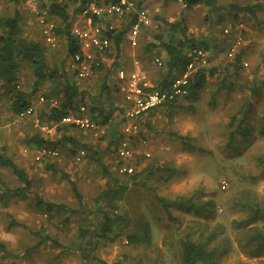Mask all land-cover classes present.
Segmentation results:
<instances>
[{
    "label": "rangeland",
    "instance_id": "obj_1",
    "mask_svg": "<svg viewBox=\"0 0 264 264\" xmlns=\"http://www.w3.org/2000/svg\"><path fill=\"white\" fill-rule=\"evenodd\" d=\"M40 1L50 5L58 0ZM138 1L163 26L158 29L163 37L180 35L171 30V24L182 21L191 38L211 44L208 55L212 64H221L222 68L208 78L196 101L180 98L175 108L164 106L145 116L141 133L134 140L139 174L131 180L116 170L119 160L114 147L122 130L123 112L119 110L124 103L116 72L120 68L131 70L134 60L141 62L139 55L144 57L148 52L139 47L140 43L153 41L157 30H143L137 47L126 39L115 67L113 47L111 55L104 57L102 72L81 81V90L87 91L83 103L90 109L114 112L104 134L72 126L67 131L57 128L53 139L68 135L79 145L63 141L52 169L48 167L51 162L35 159L40 149L29 143L37 133L48 136L35 128L33 118L16 117L10 107V94L14 90L32 94L36 115L42 119L50 105L42 102L41 96L59 98L65 81L37 84L31 65L19 59L15 86L0 79V155L13 159L28 172L33 190L25 197L7 194V190L23 184L10 169L0 165V195L4 196L0 199V243L6 247V251H0V264H182V242L187 238L197 243L212 238L208 246L216 256L206 264L264 263V256L251 257L244 251L249 227L238 225L250 215L248 202H257L264 209V0H218L225 6L250 4L254 11L251 14L230 8L211 9L203 4L187 8L180 0ZM19 10L22 35L39 41L48 64L76 81L66 38L58 35V47L48 46L24 0L17 4L0 0V16H13ZM81 19L77 14L75 22ZM113 22L117 27L124 24ZM236 22H243L245 27V55L239 75L232 68L229 72L223 70L231 65L226 52L239 34L233 28L237 25L232 27L234 35L228 37L225 28ZM159 51L155 49L146 56L149 77L155 82L167 73L165 67L154 64L157 56L165 59ZM234 130L243 133L230 143ZM82 149L87 155L77 161L73 151ZM93 153L99 155L101 163L91 157ZM73 183L83 195V207ZM36 195L65 204L68 210L49 215L36 206ZM173 201L194 204L197 209L177 207ZM103 211L121 219L106 237H99L94 230L100 226ZM13 219L20 225L9 227ZM257 224L263 228L264 219ZM45 237L47 240L42 241Z\"/></svg>",
    "mask_w": 264,
    "mask_h": 264
},
{
    "label": "trees",
    "instance_id": "obj_2",
    "mask_svg": "<svg viewBox=\"0 0 264 264\" xmlns=\"http://www.w3.org/2000/svg\"><path fill=\"white\" fill-rule=\"evenodd\" d=\"M16 4L19 3V0H11ZM92 1H102V0H58L50 5L42 4L45 7L52 17L59 20L60 25L56 28V34L60 37L66 38L67 41V49H68V57H73L80 51V47L77 43L73 35V27L75 24V19L77 14H81L84 8L88 3ZM187 8H192L197 5H206L211 9H222V8H230L234 12H243V13H254L250 4H245L244 6L228 4L227 6L220 4L218 0H182ZM139 5L145 6L143 3H139ZM28 9V8H27ZM29 10V9H28ZM30 11V10H29ZM32 12L30 11V14ZM237 17V16H236ZM134 22H126L124 23L113 35L111 33H107L114 40V45L116 49V56L114 58L113 67L117 66L120 56H121V45L122 43L128 39V32ZM239 22L234 24H230V27L237 25ZM22 15L20 10L16 11L13 16H0V29L2 30V34L0 35V79L7 81L9 86L14 85L17 80L18 73V60L22 59L25 63L31 65L33 69V73L37 79V84L42 83L46 80H57L64 79L65 83L62 87V95L55 99L53 97H45V103L50 105V109L44 113L43 121L48 122L50 124H56L61 121V119L67 115L68 113L75 111L81 103L84 102L83 96L86 97L87 91L81 90L80 83L82 80L78 79L75 74L76 81H71L68 78V75L60 70V68L51 66L48 64L46 60V53L44 46L34 39L25 37L22 35ZM158 27H151L155 31L157 30V34L154 35L153 41L146 42L145 44H141L139 47L143 46V51L148 52L144 53V57L140 54L139 59L143 61L149 53L155 49H160V53H163L165 56L164 65L159 68H166V75L163 79H159L157 83L161 86H166V84L171 81L175 76L182 73L188 66L189 62L192 60L190 55L191 50L195 48H202L209 53L212 48L211 44L207 41H198L194 38H191L188 34V27L182 21H176L171 24V30L177 32L179 31L180 35H171L168 39L163 37ZM147 28V29H151ZM145 29V30H147ZM224 32V29H223ZM219 39V38H218ZM216 39V46L219 45L220 39ZM142 51V54H143ZM245 50L242 49L241 52L235 57L234 60H231V65H227L223 68L225 72H229V69L232 70L239 75L243 70V58L245 55ZM111 54L106 55L110 56ZM211 61V65L206 68L199 69L194 76L190 80L189 84V93L184 97L187 101H196L199 97V94L203 91L207 84V80L211 76H215L217 71L221 66V64L215 66L212 64V58L209 56ZM156 66V65H155ZM158 67V66H157ZM103 64L100 66V70L102 71ZM117 73V72H116ZM15 86V85H14ZM13 86V87H14ZM15 88V87H14ZM105 88L108 90V87L105 85ZM11 107L12 111L15 115L19 114L23 110L28 107L33 106L32 104V94L27 91L14 90L11 91ZM81 103H78V100ZM52 100L56 102V104L52 103ZM181 99H176L173 102L167 103L166 106L170 108H175L178 101ZM85 104V103H83ZM164 107V106H163ZM90 108V107H89ZM161 108V107H159ZM156 108L155 110L159 109ZM152 110V111H155ZM119 111L123 112V108H120ZM151 111V112H152ZM90 112L93 114L94 119L101 120L102 124H106L109 119L113 115V110L105 111L104 109L96 110L95 108L90 109ZM150 113V112H149ZM148 113V114H149ZM70 125L59 124L58 129L62 131H67ZM73 127V126H72ZM39 130V129H38ZM246 131V129H244ZM241 132V131H240ZM237 130L231 132L230 135V143L234 142L237 139V135L240 134ZM243 133V132H241ZM178 137H182L177 135ZM120 134L116 137L115 140H118ZM63 141L70 142L78 146L79 144L73 139V137L64 135L61 139L55 140L52 137H44L40 133H37L35 136H32L29 139V143L35 149H41L43 147H49L53 149H57L63 143ZM116 142V141H115ZM84 149H88L87 146H84ZM79 151V150H78ZM77 151V152H78ZM76 151L73 153H77ZM95 161H100L99 155L93 153L91 156ZM57 157L47 159L48 162H51V165L48 166L52 169V163L55 162ZM262 163L264 164V157L261 158ZM119 164L116 166L117 173L124 174L129 176V179L136 180L138 177V170L134 173H120ZM0 165L8 168L12 171V173L17 177L18 181H20L23 186L7 190V194L18 197H25V195L29 194L33 190V182L29 177L28 172L19 167L15 161L5 155H0ZM138 168V163H137ZM55 169V168H54ZM141 172V171H140ZM73 191L75 196L81 207L84 206L83 203V195L77 188L75 183L72 184ZM126 188L123 186L122 189ZM4 197L3 194L0 195V199ZM5 199V198H4ZM35 204L39 208H43L45 213L52 215L53 213H62L67 211L68 208L65 204L62 203H54L51 201L45 200L40 195L35 196ZM173 205L177 207H188L193 209H197L194 204H186L184 202L178 203V201H173ZM117 207V206H115ZM114 207V208H115ZM248 208L250 210V215L247 219L238 222V225H247L248 224V240L246 242V248H243L244 251L251 257H262L264 256V227H260L257 223L259 219H264V209L260 208V205L257 202L250 201L248 202ZM75 213L74 210H72ZM120 217H112L110 213L107 211H103V217L100 221V226L95 228V233L99 237H106L112 230L114 225L120 220ZM15 225H20L16 219H13L9 224V227H13ZM252 225V226H251ZM47 238H42V241H46ZM212 238L208 239L204 242H195L190 238L183 240L182 242V264H206L213 260L216 256V251L209 249V243ZM42 241L40 243H42ZM38 244L35 248L39 247ZM0 251H6V247L4 244L0 243ZM7 257V256H5ZM264 264V263H263Z\"/></svg>",
    "mask_w": 264,
    "mask_h": 264
},
{
    "label": "built area",
    "instance_id": "obj_3",
    "mask_svg": "<svg viewBox=\"0 0 264 264\" xmlns=\"http://www.w3.org/2000/svg\"><path fill=\"white\" fill-rule=\"evenodd\" d=\"M24 2L35 16L45 43L54 49L57 48L59 38L56 34L58 26L56 18L52 17L49 11L42 6L40 0H24ZM139 3L138 0H102L87 4L80 14L83 23L75 22L73 27V35L80 47V51L72 57V67L78 79L86 81L96 76L101 71L100 66L104 63V57L112 53L113 47H115L114 40L107 33L112 32L111 34L114 35L120 28L114 24V20L124 23L134 22L128 32V39L133 47L139 45V38L143 30L159 26L150 10ZM233 28H236L239 34H236L235 40L227 49L226 56L230 60H234L244 48L243 31H245V27L243 22H239ZM233 28H225L227 37L234 35ZM190 55L192 60L187 68L164 87L142 71L139 60H134L131 70L118 69L116 73L117 87L123 96L124 103L121 115L122 130L120 137L115 142L114 152L120 162V173L137 171L138 152L134 140L141 133L145 116L156 108L166 106L167 103L176 99L184 98L189 93L190 80L194 74L199 69L211 65L209 55L202 48L191 50ZM154 64L162 67L164 60L157 56L154 58ZM244 64L248 66L247 62ZM40 99L42 102L46 101L44 96H41ZM52 103L56 104L53 100ZM16 117L19 120L33 118L35 128L48 137L53 136L59 124L92 131L95 135L104 134L108 125L94 119L86 104H80L75 111L65 115L56 124H50L38 117L34 106L23 110ZM59 154L57 149L43 147L35 153V159L38 161L47 160L58 157ZM145 154L150 156L149 152ZM86 155V150H79L76 153V160L81 161ZM223 188H226L225 184H223Z\"/></svg>",
    "mask_w": 264,
    "mask_h": 264
},
{
    "label": "crops",
    "instance_id": "obj_4",
    "mask_svg": "<svg viewBox=\"0 0 264 264\" xmlns=\"http://www.w3.org/2000/svg\"><path fill=\"white\" fill-rule=\"evenodd\" d=\"M32 16H33V18H35V16L33 15V14H31ZM80 15V14H79ZM36 19V18H35ZM37 22V21H36ZM76 23H83L82 22V19L81 20H79V21H76ZM38 24V23H37ZM129 40V39H128ZM126 41V40H125ZM125 41L122 43V45H121V48L123 49V44L125 43ZM127 44H128V42H127ZM129 46V45H128ZM125 49H126V44H125ZM121 53H122V50H121ZM123 54H124V52H123ZM148 65V62H147V59H146V57L145 58H143V61L141 60V69H142V71L144 72V73H146L148 76H150L149 75V73H148V71H147V66ZM102 72V71H101ZM10 107H11V103H10ZM153 112V111H152ZM151 114V112L148 114V115H150Z\"/></svg>",
    "mask_w": 264,
    "mask_h": 264
}]
</instances>
